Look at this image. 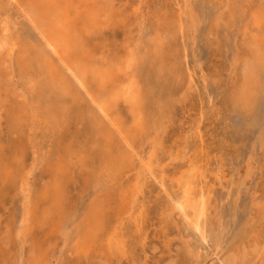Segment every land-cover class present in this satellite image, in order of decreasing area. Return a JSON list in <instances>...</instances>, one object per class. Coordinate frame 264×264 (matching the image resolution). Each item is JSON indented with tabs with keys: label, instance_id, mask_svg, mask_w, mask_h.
Returning <instances> with one entry per match:
<instances>
[{
	"label": "rangeland",
	"instance_id": "obj_1",
	"mask_svg": "<svg viewBox=\"0 0 264 264\" xmlns=\"http://www.w3.org/2000/svg\"><path fill=\"white\" fill-rule=\"evenodd\" d=\"M114 2L123 24L103 27L93 43L110 57L123 54L124 47L137 46L135 73L149 84L153 100L170 105L150 117L158 130L153 142L156 146L143 139L136 147L135 172L142 178L139 224L135 227L126 222L121 226L124 253L112 246L110 255L102 244L97 246L102 251L95 248L86 256L74 250L70 238L65 237L66 233L73 237L76 229V223L67 220L69 212L79 220L89 205L102 204L113 213L118 202L112 182L105 176L96 179L88 165L82 164L80 150L89 145L85 143L86 123L77 110H85L90 101L61 66L64 76L77 87L72 95L75 99L67 101L69 114L44 111L53 92L43 78L38 82L41 109L19 124L12 120L16 105L23 96L30 99V91L14 65V74L4 73L0 81V264H25L32 245L46 251L47 264H227L222 259L240 239L247 244L255 240L261 244L257 249L264 251V73L256 72V82L249 89L250 108L233 104L239 103L235 93L242 83L241 62L250 49L243 37L257 31L264 36V22L260 28L253 25L256 17L264 18V0ZM21 11L22 7L12 1L0 0V19H9L15 34L34 42L37 34ZM167 23H171L170 31L163 28ZM156 47L162 54L154 52ZM152 150L155 159L169 162L163 177L158 166L151 170L145 167ZM192 163L202 169L201 182L210 192L208 214L200 228L190 212L177 203L179 192L171 181L174 170H186ZM58 167L64 168L65 177L63 217L57 212L45 226L40 227L35 220L27 232L21 230L26 199L36 210L37 220L50 207L47 191ZM24 181L27 188L22 192ZM58 222L64 227L51 233ZM262 256L253 258V264H264Z\"/></svg>",
	"mask_w": 264,
	"mask_h": 264
},
{
	"label": "bare ground",
	"instance_id": "obj_2",
	"mask_svg": "<svg viewBox=\"0 0 264 264\" xmlns=\"http://www.w3.org/2000/svg\"><path fill=\"white\" fill-rule=\"evenodd\" d=\"M10 1L17 4L18 7H22V15L36 32V37H38V39L36 38L37 40H35L36 42H31L30 39L15 34L16 32H14L10 26L9 19L5 17L0 19V81L2 75L4 73L6 76L9 75L14 65H16L19 74L25 77L24 85L27 84L30 91V99L26 97L25 99L23 96V100H20L18 97L21 103L16 105L17 112L13 115L12 120H17L19 124H25V122H23L27 120L25 117L29 120L32 114L41 109L40 103L42 104V102L40 100V85L38 82L43 78H47L45 85L48 88L50 87L53 92L50 102L51 105L49 103V106H45L46 109L44 111L47 114L50 113L55 115L57 113L69 114L67 101L72 100L70 98L75 99L72 95L75 91L74 89L77 87L70 83L68 77L64 76L61 66L69 73L71 78L75 80L77 86L86 93L90 101V103H87L88 105L86 104L87 108L85 110L76 109L79 114L78 116L86 123V141H83L87 143L86 145H89V148L85 150L82 148L80 150L81 160L83 161L82 164L88 165L89 173L94 174L96 179L105 176L112 182L118 202L116 210H114L113 213L108 212L107 206H102L100 202V205H95V203L92 206L89 205L88 210L83 212L82 217H79L80 219L78 218L79 220L74 219V216L69 212L70 219L67 220H70L71 224L75 222L76 229L73 233V237H70L68 233H66L65 237L66 239L70 238L74 250L79 253V255L86 256L94 251L95 248H99L97 246L101 244L103 245V249L110 255V251L113 249L112 246L116 247L115 250L122 251V245L124 244H122V242H124L122 241V225L127 222L134 224L136 227L142 217V205L139 201L142 191V178L135 172L134 165L135 155H137L136 147L141 144L143 139L149 140L151 146H156L153 142L157 139L158 130L155 122L151 120L150 117L152 113H154V115L157 113L159 114L168 105L160 100H153V97H151V87L145 82V78V83H143L135 73L137 46L136 49L124 47L123 54H113L110 57L93 43L96 34L103 29V27H113L114 25L123 24L120 12H117L115 9L114 0ZM133 9H135V7ZM255 11L257 12V10ZM125 15L126 14H124V16ZM263 22L264 18L256 17L253 21V25L256 28H260ZM170 25L171 23H167L165 27H163L165 28L164 30L170 31ZM13 27H15V25ZM179 27L181 28L183 26L179 23ZM22 32L23 31H21V33ZM246 34L243 38L246 40L248 39L247 42H249L248 46L250 49L249 54H244L245 56L241 62L242 83H240L238 87V93H235V100L239 103L233 104H238L242 108L247 109L250 108L252 104L248 103L249 89L253 83L256 82V72L257 74H260V72L264 73V36L260 35L258 31L252 33L249 37H247L248 35ZM156 48L154 52L158 53L161 49L159 47ZM159 54H162V52L160 51ZM146 56L148 55L146 54ZM160 66L162 67V65ZM161 77L163 76L161 75ZM43 93L44 92H42V94ZM20 95L19 93V96ZM47 103L48 102H46V104ZM76 121L78 120L76 119ZM42 125L44 126V123H42ZM196 138L199 144H201L199 132H197ZM202 152L201 150L200 153ZM152 159H155L154 150H152L145 167L151 170L154 165L158 166L159 172L163 177V173H165L164 168L169 162L162 159H155L153 161ZM201 170L192 163L186 170H174V174L172 173V176H174L171 178L172 183L177 187L179 192L177 197L175 196L176 199H178L177 203L190 212L197 228H200L205 216L208 214L210 203L209 189L204 188V182H201L203 179ZM62 174H64V168L58 167L50 187L48 186L50 189H47V192L51 194L49 199L52 200V203L50 207L48 206V208L44 209L43 215L39 217L38 220L36 210H32L33 206L31 207L29 200L26 199V202H24L25 210L23 212L22 221L19 223L21 224V230L24 229L28 231L35 222L38 223L40 227L45 226L57 212L60 214L59 217H63L65 177ZM25 188H27L26 182L22 183L20 190L25 192ZM111 218H113L112 220L114 223L113 221L110 222ZM124 221L125 223H123ZM58 225V227L50 230L51 233H59L60 229L64 227L62 222H58ZM25 227H27V229H25ZM244 241L245 240L240 239L237 244L235 243L227 255H225L227 256L225 257L226 259H222V261L226 260L227 264H253V258L255 259V257L258 255L260 256V254H263L260 259L264 260V251H259V249H257L258 247L261 248V244L258 246L255 240L254 243L249 241V244ZM33 246L34 245L30 247V253L28 252L29 254L26 258L27 262L25 264H47L46 251H44L41 246ZM99 250L102 251L100 248ZM122 252L124 253V251Z\"/></svg>",
	"mask_w": 264,
	"mask_h": 264
}]
</instances>
